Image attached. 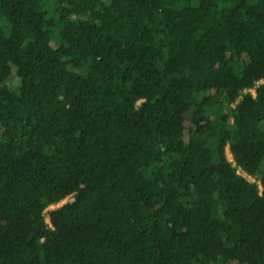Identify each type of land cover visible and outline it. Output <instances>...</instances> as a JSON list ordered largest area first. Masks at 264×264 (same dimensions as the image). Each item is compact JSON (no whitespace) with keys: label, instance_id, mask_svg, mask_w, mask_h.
Masks as SVG:
<instances>
[{"label":"trees","instance_id":"16d2710c","mask_svg":"<svg viewBox=\"0 0 264 264\" xmlns=\"http://www.w3.org/2000/svg\"><path fill=\"white\" fill-rule=\"evenodd\" d=\"M0 264H264V0H0Z\"/></svg>","mask_w":264,"mask_h":264},{"label":"rangeland","instance_id":"374dc122","mask_svg":"<svg viewBox=\"0 0 264 264\" xmlns=\"http://www.w3.org/2000/svg\"><path fill=\"white\" fill-rule=\"evenodd\" d=\"M8 85L11 86V87H17V86H18V79H17L16 77H14V76L10 77L9 80H8ZM253 90H254V89H253ZM233 106H234V104H231V107H233ZM225 109H226V111L229 110L228 108H226V106H225ZM226 154H227V157L229 158V160L232 161L233 158H232V155H231L230 150H229L228 147L226 148ZM239 173H241V174L247 176V175L244 174L241 170H239ZM247 178H248L249 180H251V181H255V179H254L253 177H251V176H247ZM70 198H71V197H68V198L62 200L61 202H59L58 204H54V205L50 206L49 209H54V208H56V207L61 206L62 204H64V203L67 202L68 200H70ZM47 221H48V218H47Z\"/></svg>","mask_w":264,"mask_h":264},{"label":"built area","instance_id":"2783aa9c","mask_svg":"<svg viewBox=\"0 0 264 264\" xmlns=\"http://www.w3.org/2000/svg\"><path fill=\"white\" fill-rule=\"evenodd\" d=\"M253 94H255V90L251 89L250 90ZM72 199V197L70 198V200Z\"/></svg>","mask_w":264,"mask_h":264}]
</instances>
